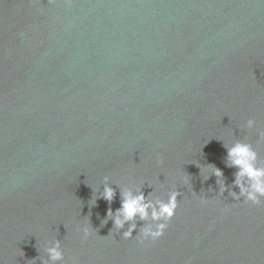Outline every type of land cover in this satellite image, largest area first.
Masks as SVG:
<instances>
[{
    "label": "water",
    "instance_id": "obj_1",
    "mask_svg": "<svg viewBox=\"0 0 264 264\" xmlns=\"http://www.w3.org/2000/svg\"><path fill=\"white\" fill-rule=\"evenodd\" d=\"M259 131L264 0H0V264H264V206L203 178ZM130 185L181 192L160 239L103 223Z\"/></svg>",
    "mask_w": 264,
    "mask_h": 264
},
{
    "label": "clouds",
    "instance_id": "obj_2",
    "mask_svg": "<svg viewBox=\"0 0 264 264\" xmlns=\"http://www.w3.org/2000/svg\"><path fill=\"white\" fill-rule=\"evenodd\" d=\"M49 2H54V0H49ZM245 127L249 130L257 129V121L249 118ZM258 134L261 139H264V131H259ZM224 147L227 151L226 166L236 169L233 183L226 185L224 173L212 164L205 166L211 169V174L203 177L204 180L214 175L219 186V195L223 196L227 191L234 201H242L254 206H264V161L260 160L257 151L250 143L237 140L229 144L224 143ZM111 185L109 177L105 176L100 197L109 204L116 196V190ZM143 187L137 185L119 186L120 207L115 212L109 208L103 221L106 224L108 220H112L113 228L120 232L123 230L122 237L124 239L134 238L133 232L137 229V221H143V225L135 235V238L141 243L156 241L164 236L169 227V222L173 219L179 207L178 199L181 196V192L178 190L169 191L166 199L160 196L153 197V191L145 196L142 190ZM237 188L239 191L234 190ZM95 200L96 197L93 199L92 204H95ZM200 202L206 204L207 200L201 199ZM125 225H128L126 230H124ZM92 228L86 224L80 229L82 241L87 240L93 234ZM45 252L47 259L42 260V264H65L64 252L59 239L50 241L49 246L45 248Z\"/></svg>",
    "mask_w": 264,
    "mask_h": 264
}]
</instances>
